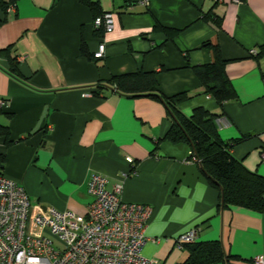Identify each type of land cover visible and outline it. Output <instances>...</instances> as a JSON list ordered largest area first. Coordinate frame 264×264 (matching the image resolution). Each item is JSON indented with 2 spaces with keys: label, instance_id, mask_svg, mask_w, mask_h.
Segmentation results:
<instances>
[{
  "label": "crops",
  "instance_id": "crops-1",
  "mask_svg": "<svg viewBox=\"0 0 264 264\" xmlns=\"http://www.w3.org/2000/svg\"><path fill=\"white\" fill-rule=\"evenodd\" d=\"M98 1L113 15V29L102 35L79 0H16L0 7V50L9 48L20 73L9 72L8 56L0 53V98L8 101L0 123L11 140L0 137L1 172L25 188L34 211L53 206L85 215L93 173L107 177L108 188L122 184L123 200L152 207L142 254L161 264L187 258L175 238L193 228L196 240L222 242L234 256L224 264L264 258V212L218 210V191L191 158L190 144L165 138L173 117L163 101L97 85L113 75L155 71L161 94L188 92L178 105L183 114L202 106L216 114L222 139L246 135L230 152L264 176V51L255 57L264 49V0ZM100 42L103 57L93 58ZM211 46L225 61L234 91L221 106L203 93L193 70L212 62Z\"/></svg>",
  "mask_w": 264,
  "mask_h": 264
},
{
  "label": "built area",
  "instance_id": "built-area-1",
  "mask_svg": "<svg viewBox=\"0 0 264 264\" xmlns=\"http://www.w3.org/2000/svg\"><path fill=\"white\" fill-rule=\"evenodd\" d=\"M137 2L148 5V0ZM93 25L111 31L112 13L96 17ZM104 52L105 43L100 42L93 57L102 58ZM248 53L255 50L250 48ZM7 105L8 101L0 98V109ZM191 158L196 160L193 155ZM126 160L134 166L132 158ZM260 160L264 161V150ZM136 173L134 167L132 174ZM87 192L91 201L85 215L53 206L34 211L25 188L0 171V264H161L142 254L149 239L145 229L153 211L150 205L123 200L122 184L108 188L107 177L99 173L88 179ZM31 226L46 230L64 247H57L52 237L34 233ZM196 236L193 228L178 235L175 244L182 247ZM252 263L264 264V258L255 256Z\"/></svg>",
  "mask_w": 264,
  "mask_h": 264
},
{
  "label": "trees",
  "instance_id": "trees-1",
  "mask_svg": "<svg viewBox=\"0 0 264 264\" xmlns=\"http://www.w3.org/2000/svg\"><path fill=\"white\" fill-rule=\"evenodd\" d=\"M15 1L0 0V7L5 10L10 3ZM79 1L92 12L93 21L104 13L100 9L98 0ZM154 29H162L165 32L169 30L159 25ZM171 31L176 33L175 30ZM95 34L102 35L103 27L95 28ZM81 49L85 53L83 43ZM211 51L212 62L193 66V70L203 87V93L209 94L216 104L221 106L225 100L234 96V91L225 74V61L221 58L218 48L211 46ZM263 51L262 48L255 57L262 55ZM0 53L8 56L9 72L20 77L17 61L11 56L9 48L0 50ZM92 56L89 57L92 58ZM97 85L100 88L113 86L120 94L132 97L150 96L163 101L173 117V123L166 132L165 138L172 142L190 144L191 155L199 163L201 173L209 185L218 191V210L237 206L258 213L264 212V176L246 169L230 152L231 146L247 138L246 135L229 140L222 139L215 124L216 114L207 111L202 106L194 108L189 116L183 114L178 105L189 99L188 92L183 91L172 96L161 94L155 71L138 70L113 75L109 80ZM0 111H3V108ZM9 135V127L0 123V137L4 138L6 144L11 143ZM2 161L3 157H0V164ZM196 238L183 245L188 255L181 264H224L228 259L234 257L224 251L220 240L199 241Z\"/></svg>",
  "mask_w": 264,
  "mask_h": 264
},
{
  "label": "rangeland",
  "instance_id": "rangeland-1",
  "mask_svg": "<svg viewBox=\"0 0 264 264\" xmlns=\"http://www.w3.org/2000/svg\"><path fill=\"white\" fill-rule=\"evenodd\" d=\"M52 238H53L54 243H55V245H56L57 247H60V248H63V247H64L63 243H62L61 241H59L56 237H53V236H52Z\"/></svg>",
  "mask_w": 264,
  "mask_h": 264
}]
</instances>
